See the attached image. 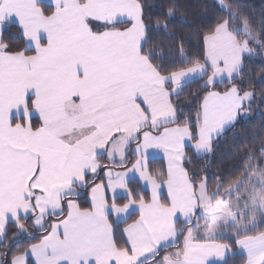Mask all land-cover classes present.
<instances>
[{
	"label": "snow or ice",
	"instance_id": "obj_1",
	"mask_svg": "<svg viewBox=\"0 0 264 264\" xmlns=\"http://www.w3.org/2000/svg\"><path fill=\"white\" fill-rule=\"evenodd\" d=\"M216 6L195 58L175 37L165 63L149 37L171 35L178 0L157 15L146 0H0V264H264V142L212 192L193 167L258 99L241 85L264 12L256 27L239 0ZM9 224L29 238L10 260Z\"/></svg>",
	"mask_w": 264,
	"mask_h": 264
},
{
	"label": "trees",
	"instance_id": "obj_2",
	"mask_svg": "<svg viewBox=\"0 0 264 264\" xmlns=\"http://www.w3.org/2000/svg\"><path fill=\"white\" fill-rule=\"evenodd\" d=\"M227 2H232V0H227ZM146 3L152 5V8L148 10L150 14L157 15L167 5L168 0H146ZM178 3L182 7L174 18L171 35L153 33L149 37L152 42L151 46L155 48L165 63L172 59L179 63L181 59L177 50L180 41L176 40L175 37L183 38L186 55L189 58H195L202 48V36L199 33L207 31L205 25L213 26L215 18L222 15L216 6L217 0H178ZM239 3L247 6L249 15L257 21L254 26L258 27L260 15L264 12V0H239ZM5 35L13 41L19 40V35L15 29L6 32ZM253 47H255L256 52L245 60V83L241 86L245 87L251 81V86L257 93L258 99L253 101L251 110V114L254 116L249 119H241L235 127L227 130L214 143L212 153L201 158L194 157L193 167L197 169L200 176L207 178L209 192L215 190L217 177L223 176L226 181L237 178L245 163L242 159L245 152H254L264 142V101L259 99V96L264 93V81L260 79V76L264 74V51L257 45ZM254 54L257 55L254 56ZM200 83L202 81L194 80L184 87L180 98V107L185 113L188 111L195 113V105L198 101L195 100L194 94L199 90ZM150 164L153 168H160L165 162L158 159L150 161ZM128 223H131V220H128ZM125 225L122 223L115 226L117 234ZM8 227V242L12 245L7 257L10 260L18 249L27 247L29 238L25 236L23 239L12 242L10 238L14 235L15 228L12 224H9ZM175 250V248H168L161 255H166ZM3 251L5 249L0 247V252ZM230 264H242V256L237 255L230 260Z\"/></svg>",
	"mask_w": 264,
	"mask_h": 264
},
{
	"label": "crops",
	"instance_id": "obj_3",
	"mask_svg": "<svg viewBox=\"0 0 264 264\" xmlns=\"http://www.w3.org/2000/svg\"><path fill=\"white\" fill-rule=\"evenodd\" d=\"M44 2L47 4L48 2H49V0H44ZM192 81H194V80H191V81H189V82H187V84L188 83H190V82H192ZM186 84V85H187ZM229 130V129H228ZM158 159H161V160H163L164 162H165V160H164V156H163V153L162 152H160L159 154H158V156L155 158V159H152V160H158ZM151 160V161H152ZM135 182V181H134ZM142 191H145V189H141ZM166 191V190H165ZM149 195H150V192H149ZM122 223H124V221L123 220H118V221H116V223L114 224V227L116 226V225H119V224H122ZM202 223V222H201ZM124 227H126V225L124 226ZM123 227V228H124ZM30 259H32L31 257H30Z\"/></svg>",
	"mask_w": 264,
	"mask_h": 264
},
{
	"label": "rangeland",
	"instance_id": "obj_4",
	"mask_svg": "<svg viewBox=\"0 0 264 264\" xmlns=\"http://www.w3.org/2000/svg\"><path fill=\"white\" fill-rule=\"evenodd\" d=\"M255 44H252V45H250L251 47H253ZM254 48V50H255V47H253ZM262 51H264V50H262ZM256 52V50L254 51V53ZM257 55V54H256ZM255 54H254V56H256ZM254 115L253 114H251V112H250V114L247 116V117H245L244 119H249V118H252Z\"/></svg>",
	"mask_w": 264,
	"mask_h": 264
}]
</instances>
